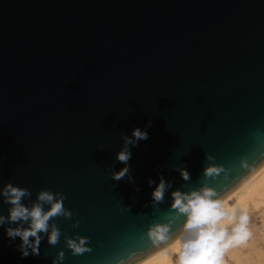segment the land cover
I'll use <instances>...</instances> for the list:
<instances>
[{
	"label": "water",
	"instance_id": "1",
	"mask_svg": "<svg viewBox=\"0 0 264 264\" xmlns=\"http://www.w3.org/2000/svg\"><path fill=\"white\" fill-rule=\"evenodd\" d=\"M134 128L149 133L131 148L139 192L107 171L125 166L116 155ZM257 150L264 0H0V187L28 188L26 206L43 188L64 193L82 222H55L93 249L72 256L63 236L55 247L45 237L39 257L21 259L4 225L0 264H52L59 250L64 264H109L127 246L146 248L138 235L152 219L149 178L178 188L181 164L195 183L206 151L231 169L211 182L226 198L260 168L239 165ZM119 197L130 212L118 210ZM9 207L0 202V214Z\"/></svg>",
	"mask_w": 264,
	"mask_h": 264
},
{
	"label": "clouds",
	"instance_id": "2",
	"mask_svg": "<svg viewBox=\"0 0 264 264\" xmlns=\"http://www.w3.org/2000/svg\"><path fill=\"white\" fill-rule=\"evenodd\" d=\"M151 126L149 121L145 129ZM253 135L259 136L261 133L257 131ZM148 138L149 133L140 128H134L131 136L121 135L124 143L116 155V160L125 166L119 171L108 169L110 180H127L135 186V178L131 174L129 164L132 158L131 148ZM204 155L205 166L195 183L191 173L181 164L173 166L184 181L178 188L173 187L174 179L166 180L162 174L158 175V182L148 179V187L152 189L151 202L146 203L144 207L152 208V219L147 223L146 230L140 231L138 235V240L146 241L148 246H127L109 264H144L149 254L164 251L165 255H168L165 250L173 245L176 252L172 264H223L224 254L230 248L249 239L250 217L247 211L239 205L226 203L225 197L221 196L211 183L221 176L227 180L231 169L218 164L213 154L205 151ZM239 165L247 172L264 167V151L257 150L251 162L247 158H241ZM140 190L139 186H135V191ZM168 195L171 197L170 205L161 208ZM31 196L28 188L15 186L11 182L0 187V202L10 205L7 216L0 214V226L10 225L6 228L10 244L14 243L17 237L20 239L21 243L16 245V248L21 254V259L29 256L39 257L45 237L47 244L55 247L63 236L64 246L70 250L72 256L92 252L89 237L75 232L69 237L55 222L62 217L71 222L70 227L74 230L79 229L82 222L75 217L72 209L65 207L67 196L64 193L43 188L37 192L35 201H30V206H26L23 201ZM116 204L121 213L131 211L132 205H125L123 197H119ZM139 217L145 220L147 214L141 213ZM66 259L65 252L59 250L52 259V264H64Z\"/></svg>",
	"mask_w": 264,
	"mask_h": 264
},
{
	"label": "bare ground",
	"instance_id": "3",
	"mask_svg": "<svg viewBox=\"0 0 264 264\" xmlns=\"http://www.w3.org/2000/svg\"><path fill=\"white\" fill-rule=\"evenodd\" d=\"M226 203L239 205L250 217L249 239L230 248L223 257V264H264V167L243 181L226 198ZM253 221V222H252ZM151 254L144 264H172L175 246Z\"/></svg>",
	"mask_w": 264,
	"mask_h": 264
},
{
	"label": "rangeland",
	"instance_id": "4",
	"mask_svg": "<svg viewBox=\"0 0 264 264\" xmlns=\"http://www.w3.org/2000/svg\"><path fill=\"white\" fill-rule=\"evenodd\" d=\"M253 222V221H252Z\"/></svg>",
	"mask_w": 264,
	"mask_h": 264
}]
</instances>
